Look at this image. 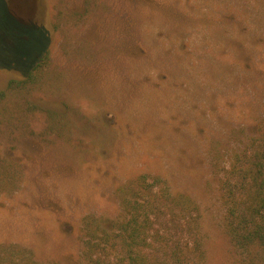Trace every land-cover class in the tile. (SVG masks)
<instances>
[{
  "label": "rangeland",
  "instance_id": "1",
  "mask_svg": "<svg viewBox=\"0 0 264 264\" xmlns=\"http://www.w3.org/2000/svg\"><path fill=\"white\" fill-rule=\"evenodd\" d=\"M0 34L2 60L33 57L0 63V264H85L84 218L141 174L197 202L205 264H264L219 191L264 124V0H0Z\"/></svg>",
  "mask_w": 264,
  "mask_h": 264
},
{
  "label": "trees",
  "instance_id": "2",
  "mask_svg": "<svg viewBox=\"0 0 264 264\" xmlns=\"http://www.w3.org/2000/svg\"><path fill=\"white\" fill-rule=\"evenodd\" d=\"M12 24H15L13 17L3 24L4 34ZM23 26L19 29L22 37L17 46L38 43V35L42 34L39 26H33L30 35L26 31L31 26ZM36 45L41 49V43ZM1 56L10 58L0 52V63L22 69ZM43 60L34 68L41 66ZM29 66L22 70H29ZM219 191L224 209L222 225L236 254L249 257L252 249L264 250V124L258 125L256 134L232 154L229 167L219 181ZM117 197L118 216L111 219L88 216L83 220L81 241L85 264L206 263L199 231V207L192 197L172 194L166 181L147 174L118 187ZM9 264L41 263L23 262L11 252Z\"/></svg>",
  "mask_w": 264,
  "mask_h": 264
}]
</instances>
